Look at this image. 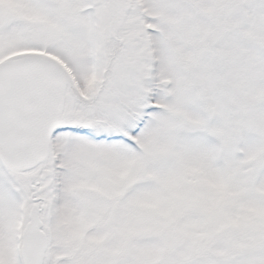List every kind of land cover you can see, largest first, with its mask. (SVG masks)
Here are the masks:
<instances>
[{"label": "snow or ice", "instance_id": "obj_1", "mask_svg": "<svg viewBox=\"0 0 264 264\" xmlns=\"http://www.w3.org/2000/svg\"><path fill=\"white\" fill-rule=\"evenodd\" d=\"M0 264H264V0H0Z\"/></svg>", "mask_w": 264, "mask_h": 264}]
</instances>
